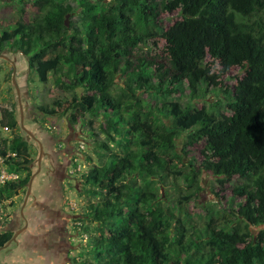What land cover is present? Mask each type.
<instances>
[{"label": "trees", "instance_id": "trees-1", "mask_svg": "<svg viewBox=\"0 0 264 264\" xmlns=\"http://www.w3.org/2000/svg\"><path fill=\"white\" fill-rule=\"evenodd\" d=\"M95 2L82 4L85 11L78 21L69 3H36L30 22L17 10L5 21L12 30L0 34V55L7 43L14 42L41 83L51 75L56 85L83 90L57 105V114L73 110L76 119L90 116V131L105 136L103 147L111 151L108 163L84 177L91 192L103 196L90 216L99 231L94 253L98 258L105 255L103 264H264V0H111L99 13ZM176 2L180 22L172 43L182 66L140 54L144 47L155 46L156 9L171 12ZM241 45L250 53V70L238 87L224 92L232 115L223 117L165 99L180 93L184 82L192 99L198 97L207 82L201 69L208 54L215 60L234 59ZM137 57L140 68L132 73ZM118 75L128 76L123 91L130 94L129 100L111 92ZM143 91L161 100L159 112L170 126L157 120V104L150 102V108L142 104L138 93ZM37 109L44 116L56 114L47 106ZM3 120V126L16 129L13 109ZM182 132H191L187 144L202 141L207 169L220 185L240 182L234 191L250 202L232 211L237 225L218 228L210 219L203 231L193 227L189 232L185 220L176 218L174 226L173 214L155 204L156 179L182 176L175 156L168 154L172 135ZM112 143L121 151L112 152L108 147ZM29 147L21 134H15L9 145L0 138L3 154L6 149L18 154L11 166L26 171L23 179L0 189V227L4 197L25 188L31 177L24 166ZM194 163L188 164L190 173L184 177L191 185H197L199 172ZM131 174L142 178L135 189L125 181ZM190 199L189 195L184 201ZM249 227L261 230L254 236ZM11 236L10 231L0 235V247Z\"/></svg>", "mask_w": 264, "mask_h": 264}, {"label": "rangeland", "instance_id": "rangeland-1", "mask_svg": "<svg viewBox=\"0 0 264 264\" xmlns=\"http://www.w3.org/2000/svg\"><path fill=\"white\" fill-rule=\"evenodd\" d=\"M46 0H0V34L4 30L11 31V27H6L5 21L9 16L17 14V10H21L25 16H28V21L34 17L33 10L36 3H44ZM54 2H65L73 6L77 14L75 20L80 19V15L84 7L82 4L87 2L94 3L96 0H52ZM102 2V5L100 3ZM96 3V12L108 8L111 0H100ZM158 20V36L154 39L155 46L151 48L144 47L140 54L148 56H161L175 65L182 66V58L176 56L177 51L172 43V36L176 34V27L180 22L178 15V2L175 4V9L171 12L160 11ZM210 49V48H208ZM237 57L234 59L215 60L210 54L207 56V61L201 69V74L207 78V82L202 86L201 93L198 97L192 99L190 89L186 83H182L181 92L174 97L165 98L180 102L182 105H190L199 108L206 112H220L221 116L232 115V108L229 106L227 95L224 92H231L238 87L247 72L250 70V53L248 49L241 45L237 48ZM9 60L0 59V127L3 126V115L6 111L13 109L18 121L15 132L26 138L25 132L21 130L20 122L30 131L36 138L43 143V154L41 156V169L35 176L32 184V191L28 196V203L24 208V218L27 221V236L29 239L40 238L48 228H58L63 225L70 242V251L68 264H103L106 260L105 255L102 258L94 253L95 240L99 235L96 227L98 223L91 216V210L97 208L103 196L94 195L91 190L92 186L85 184L84 177L88 172L95 167H101L108 163L109 154L111 151L103 147L105 136L89 129L92 117L87 116L83 119H76L73 116V110H68L65 115L57 114L56 106L74 99L80 95L83 90L72 88L65 85L59 86L54 84L53 76L49 75L47 83H41L34 71L30 69L28 60L20 52L14 49V42H9L5 45L1 53ZM178 62V63H177ZM12 63V65H11ZM139 58L134 62L131 69L132 73L139 70ZM16 79V87L13 85V75ZM115 86L112 88V94H119L123 99L129 100L130 94L124 92L125 83L128 82V76H117L115 78ZM17 89V90H16ZM127 91V90H126ZM141 102L146 108L150 102L157 104L155 116L158 121H163L170 126L167 119L159 112L160 102L154 93L140 92ZM164 99V100H165ZM218 102V105L216 103ZM20 105V107H19ZM39 106H47L55 110L53 116H44L38 111ZM21 109V112H20ZM3 122V123H2ZM92 125V124H91ZM128 127V126H127ZM126 127V128H127ZM191 132L174 133L172 135V147L168 151L169 155L175 156V163H178L179 170L182 171V176H166L164 179L157 178L154 190L158 193L159 198L155 204H163L165 209L172 215V224H177L176 218L186 221V228L192 232L193 227L200 231L204 230L206 223L212 219L215 221L218 228H228L231 225H237L239 222L235 219V214L232 213L238 209L239 204H248L249 200L238 195L234 191V187L240 182L231 181L225 185H220L207 169L208 166L204 160L207 156L202 151L201 142L187 144V135ZM0 132V138H3ZM128 137L121 140L124 143ZM55 142V145L52 143ZM83 142L85 149L80 153L82 165H84V173L65 178L64 174L71 169L69 166V158L75 153V147L78 143ZM29 157L25 160L24 166L33 173L38 171L37 163L40 155L38 143L29 140ZM108 147L113 151H121V147L117 144H108ZM57 154V155H56ZM54 158V160H52ZM208 158H210L208 156ZM58 160L59 163H56ZM179 160V162H178ZM199 169L196 183L191 185L185 181V176L190 173L189 163L193 162ZM55 162L53 167L54 172L47 173L49 163ZM201 163L206 166L200 165ZM26 171L22 174V179L26 176ZM43 179L49 180L47 191L44 189L39 191L40 182ZM129 188L135 189V186H140L142 183L141 176L131 174L125 178ZM190 185V186H189ZM96 190V189H94ZM17 190L15 195H17ZM27 186L20 189L16 198V204H13L11 197H4L3 201H7L1 205V221L0 235L5 231H16L18 226H22L15 243L9 244L13 246V250L9 253H1L0 260L3 264H19L22 258L20 255V247L24 244L25 221L18 213V210L25 201ZM50 193V197H49ZM191 196L188 202L184 200L187 196ZM62 198V210L64 214H60L57 200ZM6 198V200H5ZM34 202L33 205L28 206ZM73 205L71 208L70 205ZM146 206L149 205L145 201ZM10 208V211H7ZM16 208V209H15ZM14 210H16L14 212ZM14 212V213H13ZM232 213V215H231ZM64 219V224L60 222ZM250 232L257 236L260 232L259 227H249ZM11 232V231H10ZM24 233V234H22ZM22 234V235H21ZM14 234H12L13 236ZM21 235V236H20ZM11 236V237H12ZM57 237V236H56ZM11 239V238H10ZM8 240L2 247L6 246ZM8 246V247H9ZM0 247V248H2ZM10 247V248H11ZM15 250V251H14ZM22 250V249H21ZM24 250V249H23ZM2 251V250H1ZM5 250H3L4 252ZM12 252V253H11ZM62 255V253H59ZM23 264V263H21Z\"/></svg>", "mask_w": 264, "mask_h": 264}, {"label": "crops", "instance_id": "crops-1", "mask_svg": "<svg viewBox=\"0 0 264 264\" xmlns=\"http://www.w3.org/2000/svg\"><path fill=\"white\" fill-rule=\"evenodd\" d=\"M12 65V63H11ZM14 72V71H13ZM35 74V73H34ZM15 74L12 75V79H13V85L16 87V79H15ZM17 90V89H16ZM20 112H21V109H20ZM24 138V137H23ZM37 139V143L43 148V141L41 142L38 138ZM25 140L27 141V137L25 138ZM28 142V141H27ZM56 163H59L58 160ZM55 166V162H50L49 163V166L47 168V173H46V176L49 172H54L53 171V167ZM65 170H67L65 168ZM40 172V171H39ZM68 177V174H67V171L65 172L64 174V179H63V182L65 180V178ZM69 178V177H68ZM35 179V178H34ZM34 181V180H33ZM33 184V183H32ZM49 180L47 179H43L41 180L40 182V187H39V191L41 192V189H44L43 192H46L47 190V187H49ZM23 189V188H22ZM50 189V187H49ZM31 191H32V187H31ZM20 192V189L18 191V193ZM17 193V195H18ZM16 193L14 192L12 195H8L7 197H11L12 201H13V204H16L14 202H16V198H17V195H15ZM50 193H49V197H50ZM61 200H57L58 202V208L60 210V214H64L63 212V208H62V198L60 197ZM6 200V198H5ZM7 202V201H2L1 205H4V203ZM28 203V200L27 202L24 203L22 202L19 210H18V213L23 220V222L25 221V224L23 226L24 228V235L27 234V230L29 229L28 226H27V221L26 219L24 218V208H25V205ZM34 202L30 205H27L28 206H31L33 205ZM5 209V208H4ZM4 209H3V212H4ZM16 209V208H15ZM7 211H10V208H7ZM16 210H14L15 212ZM1 212V213H3ZM13 212V213H14ZM2 217V216H1ZM2 219V218H1ZM60 222L62 224H64V219L61 218ZM22 226H18L16 231L13 232L12 234L14 235H19V232H20V229H21ZM28 228V229H27ZM12 232V230H9ZM21 233V232H20ZM21 234V235H22ZM20 235V236H21ZM28 235V234H27ZM25 236L24 237V244L22 247L19 246L20 248V255L22 256L21 260L19 261V264L23 263V264H68V259H69V251H70V242H69V238H68V235L66 233V229L63 228V225L58 228H48L47 230L44 231V233L42 234V236H39L40 238H34V236L32 238L29 239V236ZM57 236V237H56ZM11 245L7 248H5L6 250L3 252L0 251V254L2 253H9L10 251L13 250V246L11 247ZM22 249V250H21ZM24 249V250H23ZM44 249V250H43ZM15 251V250H14ZM12 253V252H11ZM59 253H62V255H60ZM48 254L50 256H48ZM4 262L0 260V264H3Z\"/></svg>", "mask_w": 264, "mask_h": 264}, {"label": "built area", "instance_id": "built-area-1", "mask_svg": "<svg viewBox=\"0 0 264 264\" xmlns=\"http://www.w3.org/2000/svg\"><path fill=\"white\" fill-rule=\"evenodd\" d=\"M0 132L5 135L2 139L7 141V144L12 141L13 136L17 134L15 130L9 129L7 126H1ZM85 149V144L80 142L75 147V153L69 158L71 169H67V174L69 176H75L78 174L84 173V165H82L81 155ZM18 154L16 152L6 149L4 154L0 151V189L3 188L6 184L15 183L18 180L22 179V174L15 170L16 167L11 166L14 162H17ZM73 208V205H70Z\"/></svg>", "mask_w": 264, "mask_h": 264}, {"label": "water", "instance_id": "water-1", "mask_svg": "<svg viewBox=\"0 0 264 264\" xmlns=\"http://www.w3.org/2000/svg\"><path fill=\"white\" fill-rule=\"evenodd\" d=\"M0 59H6V60H9L7 57H5L4 55H0ZM14 74V72H13ZM20 107V105H19ZM20 127H21V130H23V132H25V134L27 135V141L29 140H33L35 142H38L36 137L30 132L28 131L22 124V121L20 122ZM39 152H40V155H39V158H38V163H37V167H38V171L36 173H33L32 176L30 177L28 183H27V192H26V196H25V203L27 202L28 200V196L30 194V191H31V187H32V183H33V180L35 178V176L39 173L40 169H41V156L43 154V148L41 146V144L39 145ZM16 238H17V235H13L10 239V241L6 244V246L0 248V251L1 250H5V248H7L9 246V244L13 243L16 241Z\"/></svg>", "mask_w": 264, "mask_h": 264}, {"label": "flooded vegetation", "instance_id": "flooded-vegetation-1", "mask_svg": "<svg viewBox=\"0 0 264 264\" xmlns=\"http://www.w3.org/2000/svg\"><path fill=\"white\" fill-rule=\"evenodd\" d=\"M55 145V144H54ZM53 162V161H52ZM60 228H61V226H60ZM15 243V242H14ZM8 249V248H7ZM6 250V249H5ZM9 250V249H8ZM44 250V249H43ZM48 256H50L49 254H48Z\"/></svg>", "mask_w": 264, "mask_h": 264}]
</instances>
